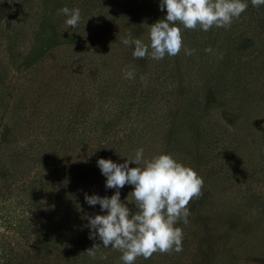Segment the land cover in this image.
Instances as JSON below:
<instances>
[{"label":"rangeland","instance_id":"obj_1","mask_svg":"<svg viewBox=\"0 0 264 264\" xmlns=\"http://www.w3.org/2000/svg\"><path fill=\"white\" fill-rule=\"evenodd\" d=\"M245 2L227 29L178 23L181 52L157 61L134 59L121 37L149 45V27L167 15L160 0H5L0 264H121V252L89 239L84 217L107 213L85 194L111 198L98 160L122 164L139 148L204 183L188 223L175 225L182 251L134 264H264V6ZM63 7L80 9L78 27ZM133 190L120 199L134 214Z\"/></svg>","mask_w":264,"mask_h":264},{"label":"clouds","instance_id":"obj_2","mask_svg":"<svg viewBox=\"0 0 264 264\" xmlns=\"http://www.w3.org/2000/svg\"><path fill=\"white\" fill-rule=\"evenodd\" d=\"M251 4L259 8L264 6V0H251ZM159 7L162 12L166 9L167 15L149 27V45L140 39H132L131 34L121 37L123 45H134V59L150 56L159 61L165 56L175 57L183 48L181 29L176 26L178 23L188 30L198 27L205 32L213 27L227 29L247 10L248 3L245 0H160ZM58 11L68 17L65 21L68 27L74 29L79 26V8L63 7ZM205 51L212 52V49ZM185 53L192 54L188 49ZM124 76L135 79L134 70H126ZM143 151V148L137 149L135 159L122 164L98 160L97 166L106 177L105 186L115 189V194L111 198L85 194L89 206L99 205L101 212L107 213L84 217L88 220L89 239L98 237L103 248L121 252V264H134L138 257L150 259L156 253L182 251L183 231L175 225L188 223V205L202 196L204 182L193 169L167 154L143 160ZM142 162L143 167H129V164ZM126 185L134 188L129 194L136 204L134 214L120 199V190ZM99 248V244H93L86 254L95 257Z\"/></svg>","mask_w":264,"mask_h":264},{"label":"trees","instance_id":"obj_3","mask_svg":"<svg viewBox=\"0 0 264 264\" xmlns=\"http://www.w3.org/2000/svg\"><path fill=\"white\" fill-rule=\"evenodd\" d=\"M7 13L5 0H0V20L4 18Z\"/></svg>","mask_w":264,"mask_h":264}]
</instances>
